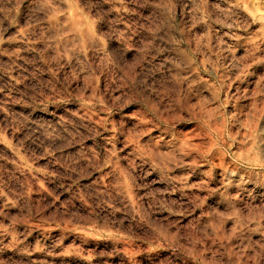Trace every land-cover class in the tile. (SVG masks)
I'll use <instances>...</instances> for the list:
<instances>
[{"label": "rangeland", "instance_id": "obj_1", "mask_svg": "<svg viewBox=\"0 0 264 264\" xmlns=\"http://www.w3.org/2000/svg\"><path fill=\"white\" fill-rule=\"evenodd\" d=\"M263 146L264 0H0V264H264Z\"/></svg>", "mask_w": 264, "mask_h": 264}, {"label": "bare ground", "instance_id": "obj_2", "mask_svg": "<svg viewBox=\"0 0 264 264\" xmlns=\"http://www.w3.org/2000/svg\"><path fill=\"white\" fill-rule=\"evenodd\" d=\"M180 140H181V138H180ZM183 140V139H182ZM186 142V141H185ZM261 145V144H260ZM264 147V146H263ZM252 166H254L255 168H261V167H264V160H262V161H259V160H256L255 162H254V164L252 165ZM231 170V169H230ZM223 172V171H222ZM229 174V173H228ZM226 176H228V175H226ZM229 178V177H228ZM232 179V178H231ZM263 188V187H262ZM264 190V189H263Z\"/></svg>", "mask_w": 264, "mask_h": 264}]
</instances>
